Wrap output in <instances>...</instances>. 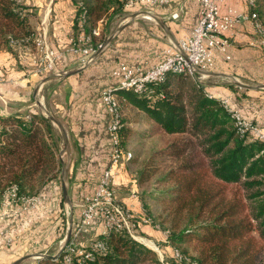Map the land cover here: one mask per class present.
I'll use <instances>...</instances> for the list:
<instances>
[{"label": "trees", "instance_id": "trees-1", "mask_svg": "<svg viewBox=\"0 0 264 264\" xmlns=\"http://www.w3.org/2000/svg\"><path fill=\"white\" fill-rule=\"evenodd\" d=\"M72 2V37L77 36L80 16L84 15V34L97 25L96 33L90 35L93 47L105 36L99 23L121 13L124 4V0ZM27 10L21 0H0V49L13 52L16 47L33 49L37 45L38 36L30 27ZM252 10L263 25L264 0H254ZM145 88L140 93L116 91L122 103L137 107L162 131L173 135L144 162L138 175V181H143L156 172L151 161L170 162L161 177L170 182L163 209L171 228L178 229H168L167 244L177 249V244L195 239L200 246L197 256L180 249L188 264H257L255 240L264 242V142L240 135L231 112L220 99L209 96L191 73L167 69L159 82L147 83ZM122 121L117 131L121 147L129 130ZM51 131L49 118L36 112L28 116L0 114V195L11 185L33 190L38 182L42 188L59 176L58 147ZM227 186L233 188L229 197ZM184 216L187 221L179 227ZM93 240L105 244V250L92 251L89 258L76 255L72 264H163L152 248L124 230L99 232ZM62 253L29 264H63Z\"/></svg>", "mask_w": 264, "mask_h": 264}, {"label": "crops", "instance_id": "crops-1", "mask_svg": "<svg viewBox=\"0 0 264 264\" xmlns=\"http://www.w3.org/2000/svg\"><path fill=\"white\" fill-rule=\"evenodd\" d=\"M55 2L54 35L65 42L63 47H60L62 49L53 46V50L57 53L55 68L73 69L79 66L81 56L79 53L69 51L67 46L68 36L72 33L75 5L72 0ZM228 6L234 7L239 12L246 10L241 0H228L220 5V11L224 12ZM199 8L197 0H171L164 4L139 2L123 9L121 13L116 14L121 15L116 21L117 27L118 23L121 24L129 14L133 12L140 14L117 31L92 62L78 73L63 78L50 77L40 86L38 98L45 104L49 113L62 124L67 134L68 145L60 163L63 167L66 164V188L72 203L73 230L78 225L82 208L81 202L77 201L93 194L98 179L108 163L111 150L107 131L109 114L101 99L102 90L119 84L120 76L113 71L120 63L130 68L139 67L144 70L162 61L169 44L193 28ZM143 11L160 19L163 25L144 16L145 14L141 13ZM174 12L178 14L176 18L171 16ZM57 20L62 22L61 27L58 26ZM109 23L110 21L100 22L99 31L106 34L110 28ZM116 26L108 31V35L113 33ZM228 37L229 45L226 53L229 58L226 59L223 53H216L213 65L209 69L211 74L204 79L201 78V83L209 96L220 100L226 99L229 108L239 111L242 116L254 121L264 132V89L240 87L229 78L233 76L245 83L250 81L257 84L264 83V52L248 44L253 38V30L249 22H238L228 31ZM35 49L36 46L33 49L28 46L16 47L13 52L5 48L0 49V114L28 116L30 112H36L45 116L35 102L33 89L52 71L43 67L41 59L36 61ZM129 120L130 125L136 123L132 119ZM148 121L155 125L152 120ZM50 122L51 135L59 152L61 134L59 128L51 120ZM124 166L125 163L116 170L113 179L115 196L116 198L117 195L122 196L119 199L132 210L133 215L140 214L143 204L133 188L124 196L121 193L116 195V191L117 193L120 191V185L129 180L128 177H123ZM40 190L47 196L46 207L50 208L52 204H56L57 199H54L57 198V191L61 193L58 205L63 203L61 181L58 183L55 178L48 180ZM41 192L40 195H43ZM8 210L0 207V214ZM14 219L16 217L12 215H0V230L2 229L3 233L6 232L3 229L19 230L17 225H13ZM22 226L25 230V224ZM142 228L145 233L143 238L151 242L155 248H159L160 240L166 243V239L157 237L159 235L157 230L151 229L148 225H143ZM101 231V225L94 218L74 240L78 245L85 246ZM13 243L7 247L0 237V251H16L17 246ZM150 248L154 250L153 247ZM162 248L168 247L163 245ZM161 251L164 252L163 249ZM158 253L162 256L159 249Z\"/></svg>", "mask_w": 264, "mask_h": 264}, {"label": "rangeland", "instance_id": "rangeland-1", "mask_svg": "<svg viewBox=\"0 0 264 264\" xmlns=\"http://www.w3.org/2000/svg\"><path fill=\"white\" fill-rule=\"evenodd\" d=\"M55 1L57 0H21L22 5H24L28 10L29 17L28 21L30 27L36 31L37 36L40 38L43 43H45L49 50H53V46L56 48L63 47L62 45L65 43L59 36L54 35L55 30V17L56 11L54 10ZM45 15V16H44ZM119 16L121 15H114V17L110 20L109 29L105 34L104 39L108 35V31H111L115 28L116 21L119 20ZM45 17V18H44ZM107 16L104 17L106 19ZM127 17V16H126ZM42 18L44 20H42ZM124 20V19H123ZM107 21V20H106ZM54 22V23H53ZM58 26H62L61 21H56ZM108 22V21H107ZM121 22V21H119ZM120 24V23H118ZM264 25V24H263ZM117 27V26H116ZM68 38H72L73 33L69 34ZM69 45V39L67 40V46ZM92 46V45H91ZM62 49V48H60ZM34 54L36 55V61L41 59V63L43 62L42 59L44 58V49L42 48L41 43L37 42L36 49L34 50ZM54 51V50H53ZM59 52V51H58ZM55 53V51H54ZM80 63V61H79ZM253 80V79H250ZM257 82V81H254ZM251 84L256 85L257 83H253L250 81ZM249 83V84H250ZM132 87H125L120 89H131ZM107 89V88H106ZM40 92H42L40 90ZM228 106V104H227ZM229 107V106H228ZM233 110V109H232ZM120 114L122 124L128 130L127 139L125 141V145L122 148L125 151H129L131 153L130 159L125 161V166L123 168V177H128L129 180L124 184L120 185V191H116V195L121 193L123 196L130 192V189H134V193L141 199L143 204V209L141 210L140 214L136 213L132 216V220L136 224L134 227V234L137 238H143V225H148L153 230H157L156 232L159 233L157 236L159 239H167L168 229H174L175 231L178 228H171L172 224L170 221V217H168L167 212L164 211L163 205L166 203L168 199V194L165 191L169 187V183L162 181L161 177L167 170V167L170 165L168 159H163L162 161L158 160L156 163L151 161L152 166L156 165V172L153 175L148 177V179L143 181H138L139 171L144 165L152 153L164 147L167 142L173 137V135H168L164 131H162L157 124L153 125L148 120L149 119L145 113L138 110L137 107L122 103L120 102ZM132 119L136 122L133 125L128 124ZM109 122V121H108ZM59 152L57 151V159L59 162L58 167V177L55 179L58 180V183L61 180V163L59 158ZM154 159V158H153ZM157 159V158H156ZM66 165V164H65ZM64 165V180L67 183V179L65 176L66 168ZM107 165V164H106ZM57 173V170H56ZM38 182L35 184L33 190H21L20 192L24 195H32L36 194L40 190L38 186ZM231 186H227L225 189V193L227 197L231 195L232 191ZM165 192L163 193L162 192ZM45 199L41 205L23 207L22 204H7L5 206L0 205L1 208L9 209L7 212H3L2 215H12L15 216L14 224L19 227V230H12L9 231L7 229L6 232L3 233L2 229L0 230V237H2L3 244L7 247L11 245L17 246V250L11 252L7 250V252L0 251V264H9L17 257H20L25 254H36V253H46V254H55L60 246L62 245V239L66 233L68 221L71 220L73 226V219H72V206L71 209L63 203L58 205V201L61 199V193L57 191V202L55 205H51L52 207H46L47 196L43 192H41ZM69 199L71 200L69 194ZM117 200L122 197L117 195ZM83 200H78L77 202H81ZM119 202L123 203L120 199ZM81 207V206H80ZM81 215V212H80ZM146 217L148 220V224L144 223L140 218ZM80 220V219H79ZM187 221V217L184 216L181 220L179 227H182L183 224ZM28 222V224L26 223ZM79 223V222H78ZM26 226L25 230L22 225ZM73 228L71 229L70 239L72 238ZM255 235V234H254ZM96 237V235L94 236ZM145 237V236H144ZM69 239V240H70ZM141 241V240H139ZM69 242V241H68ZM67 242V243H68ZM144 243L143 241H141ZM76 246H80L74 240ZM145 244V243H144ZM159 248H154L159 259L163 262V264H175L174 257L172 256L173 250L174 254L180 253V249L185 250L190 256H197L200 246L196 242L195 239H190L185 242H181L177 244L178 248L173 249L167 242H162L161 240L158 241ZM147 245V244H145ZM163 245H166L168 248H162ZM87 246V245H86ZM255 247L257 252V264H264V242L260 239L255 240ZM164 252H162V249ZM158 249L161 252L158 253ZM80 250H76V255L79 253ZM180 260V264H188L189 259L182 255ZM40 258L36 256L29 257L23 260L22 264H29L32 263L35 259ZM179 261V259H178ZM20 263V264H21Z\"/></svg>", "mask_w": 264, "mask_h": 264}, {"label": "built area", "instance_id": "built-area-1", "mask_svg": "<svg viewBox=\"0 0 264 264\" xmlns=\"http://www.w3.org/2000/svg\"><path fill=\"white\" fill-rule=\"evenodd\" d=\"M169 1L171 0H128L126 1V8L139 2L147 4H164ZM197 1L200 8L195 25L187 34L176 40V44L172 42L169 44L165 50L164 59L144 70L139 67L135 69L130 68L124 63H120L113 71L114 74L120 76L119 82H128L129 77H156L157 69L171 65L173 56H185L190 63L196 66V68L209 70L213 65V58L216 53H223L226 59L229 58V55L226 53V49L229 45L228 31L241 21L249 22L253 30V38L248 44L258 47L264 52V31H262V26H260L258 22L257 13L252 10L251 0H241L246 7L244 12H239L232 6H228L224 12H221L220 5L228 0ZM177 15V12L171 14L172 18H176ZM78 25L79 31L77 36L69 38L68 50L81 55L79 65H82L97 48L89 46L87 43V36L95 34L97 25L91 29L89 34L83 33L81 20H79ZM37 39L38 43H41L42 48L44 49V58L42 59L43 67L52 72L57 71L58 69L55 68V58H57V53H54L53 50H49L47 45L41 41V37H38ZM196 75L202 79L207 76L197 71ZM101 99L107 110L105 89L101 92ZM223 100L227 103L226 99ZM107 112L109 114L107 131L111 141L108 163L98 179L93 194L83 198L79 223L73 230L72 238L63 247L68 248L69 250V257L62 261L64 264H72L73 257L76 256V250L84 249L76 246L74 239L94 218L101 225L102 233L114 229L124 230L127 233L134 234L133 229L136 224L132 220V210L127 205L117 200L113 189V179L117 172L116 170L122 167L125 163V161L122 160L120 143H114V138H112V131H116V125H121V122L116 113ZM237 112L239 113L241 120L245 121V129H241V135L264 137V132L258 124L242 116L239 111ZM44 199V195H24L20 192L19 187H17L7 195H0V205L5 206L11 203H20L23 207H29L41 205ZM140 218L144 223L148 224L146 217L141 216ZM88 249L89 256H92V251L105 250V244L99 243V245L89 247ZM172 256L178 260V257L174 254V250Z\"/></svg>", "mask_w": 264, "mask_h": 264}, {"label": "bare ground", "instance_id": "bare-ground-1", "mask_svg": "<svg viewBox=\"0 0 264 264\" xmlns=\"http://www.w3.org/2000/svg\"><path fill=\"white\" fill-rule=\"evenodd\" d=\"M126 1H128V0H124L123 9H126ZM253 6H254V0H251V7H253ZM80 20H81V26L83 28L84 15L80 16ZM258 22H259L260 26H262V31H264V26L262 25V23L259 20H258ZM89 41H90V36H87V43L89 44V46H91ZM179 67H181V68H179ZM167 69H173L177 72L191 73L197 78V80L199 82H201V78L196 75V70H195L196 66L194 64L190 63L187 57H185V56H173L172 60H171V65L163 66L162 68L157 69L156 77H129L128 82H119V84L117 86L108 87L107 89H105V99L107 102V109H108L109 113H116L118 116V119H120V122H121V114L119 111L121 101H120L119 97L117 96L116 90H118L120 88H125V87H132L131 89L133 91L140 93L146 89L145 84L150 83V82L151 83L159 82L161 80L164 72ZM221 101H222L225 109L227 111L231 112V117L234 120V125L237 129V132L241 135V129H245V121L241 120V117L236 110H232L231 108H229L227 106V103L224 102V100H221ZM120 126L121 125H116V131H112V138H114V143H117V131L120 128ZM253 137L264 142V137H256V136H253ZM121 153H122L123 159H125L126 161L128 159H130L131 153L129 151H125L121 147ZM16 188H17L16 185H11V186L7 187L1 195H7L9 192L13 191V189H16ZM37 195H40V192ZM148 220L149 219H147V221ZM128 234L132 238H134L136 240H141L144 243H146L148 246L155 248L151 242L145 240L144 238H137L132 233H128ZM92 240L87 245L88 247H94L96 245H99V243H102L101 241H94V240L92 241ZM61 251H63L62 260L64 261L67 257H69V250H68V248H62ZM77 255H83L85 258L91 257V256H89V249H86V250L82 249L79 251V253ZM175 256L178 257L179 262L181 259H183L182 256L180 255V253L176 252Z\"/></svg>", "mask_w": 264, "mask_h": 264}, {"label": "water", "instance_id": "water-1", "mask_svg": "<svg viewBox=\"0 0 264 264\" xmlns=\"http://www.w3.org/2000/svg\"><path fill=\"white\" fill-rule=\"evenodd\" d=\"M142 14H145L144 16H146L147 18L151 19L152 21H156L157 23H159L160 25H163L162 21L160 19H158L157 17H155L154 15H152L149 12L143 11L141 12ZM140 13L139 12H133L131 14H129L123 21L121 24H119L118 27H116V29L113 31V33L107 35V37L97 46V48L95 49V51L90 55L89 59H87L82 65H79L78 67H75L73 69H68V70H57L52 72L48 77H45L43 79H41L34 87L33 89V96L35 98V102L37 104V106L45 113V116L48 117L58 128L61 134V148L59 151V158L61 160L62 154L66 151L67 149V145H68V139H67V134L65 129L63 128L62 124L53 116L49 113V111L46 109L45 104L42 103L40 101V99L38 98V90L40 88V86L50 77H55V78H63L75 73L80 72L81 70H83L90 62H92L98 55L99 53L104 49V47L111 41L112 37L114 36V34L121 30L128 22H130L132 19L136 18ZM172 43L176 44V41H173ZM197 72L203 73L205 75H210L211 72H209V70H202L199 68L195 69ZM230 80L235 84L238 85L240 87H244V88H263L264 89V83H259L256 85L253 84H249V83H245L240 81L238 78L233 77V76H229ZM61 192H62V201L63 204L66 206H68L71 209L72 203L71 200L68 197V192H67V188H66V183L64 180V167L61 164ZM71 229H72V222L71 220L68 221V225H67V229H66V233L62 239V245L60 246L59 250L55 253V254H46V253H36V254H25L22 255L16 259H14L11 263L9 264H20L23 260L32 257V256H36V257H49V258H55L56 256L59 255L61 249L65 246V244L69 241L70 239V235H71Z\"/></svg>", "mask_w": 264, "mask_h": 264}]
</instances>
